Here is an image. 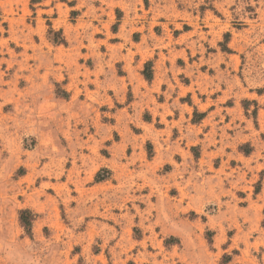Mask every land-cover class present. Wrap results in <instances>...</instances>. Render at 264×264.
<instances>
[{
  "label": "rangeland",
  "instance_id": "obj_1",
  "mask_svg": "<svg viewBox=\"0 0 264 264\" xmlns=\"http://www.w3.org/2000/svg\"><path fill=\"white\" fill-rule=\"evenodd\" d=\"M0 264H264V0H0Z\"/></svg>",
  "mask_w": 264,
  "mask_h": 264
},
{
  "label": "trees",
  "instance_id": "obj_2",
  "mask_svg": "<svg viewBox=\"0 0 264 264\" xmlns=\"http://www.w3.org/2000/svg\"><path fill=\"white\" fill-rule=\"evenodd\" d=\"M143 74L147 80H150L152 78V71H151V67L149 64L146 65V69ZM99 180L102 181L104 179L99 177ZM35 219H36V215L32 213L31 211L27 210V211H22L20 213L21 224L24 227L26 233L30 236L32 235V227H33V223Z\"/></svg>",
  "mask_w": 264,
  "mask_h": 264
}]
</instances>
